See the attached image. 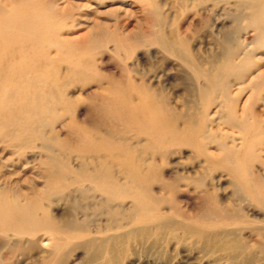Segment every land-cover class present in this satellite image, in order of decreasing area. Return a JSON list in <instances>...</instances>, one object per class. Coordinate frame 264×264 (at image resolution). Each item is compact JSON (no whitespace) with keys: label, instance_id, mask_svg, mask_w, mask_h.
Segmentation results:
<instances>
[{"label":"rangeland","instance_id":"1","mask_svg":"<svg viewBox=\"0 0 264 264\" xmlns=\"http://www.w3.org/2000/svg\"><path fill=\"white\" fill-rule=\"evenodd\" d=\"M20 7L47 18L38 32L33 19L0 36L29 38L24 49L53 62L66 90L45 138L60 141L54 153L72 169L110 176L123 191L108 197L85 182L47 199L55 175L39 140L22 149L0 138V195L37 198L73 230L55 239L0 229V264H264V208L218 147L264 181V0H0L2 13ZM227 61L248 65L227 73ZM142 107L162 135L133 115ZM1 113L7 120L0 102Z\"/></svg>","mask_w":264,"mask_h":264},{"label":"bare ground","instance_id":"2","mask_svg":"<svg viewBox=\"0 0 264 264\" xmlns=\"http://www.w3.org/2000/svg\"><path fill=\"white\" fill-rule=\"evenodd\" d=\"M38 4L36 2L28 3L27 6L35 7ZM16 9L17 10L14 9L8 14L0 11V32L12 28H17L18 30L25 32L28 30L26 22H31L33 19L36 22L33 26L36 27L38 32V26L40 25L39 19L47 18L39 14L33 15L24 7ZM5 11L7 12V10ZM44 23L45 21L43 23L41 22V24ZM16 37L17 34L13 32L0 36V102L1 106H3L4 109H8L9 113V115L7 114V120L2 118V113L0 114L1 140L5 139L6 141H10L21 148L23 147L22 149H24V147H31V142H35L31 140H39L38 142L41 143V146L46 153L45 162L47 166H49L52 174L55 175H51L55 177L54 179H48L46 182V187L50 188V193L48 194L47 199H50V196L63 193L70 185L83 184L85 182L94 185L96 189L100 190L108 197L122 193L123 189L120 186V183L112 180L110 176L92 173L84 169H72L69 160H65L63 157L54 153V147L59 145L60 141H58L55 136L51 141H48L45 138L44 131L48 128H54L58 119L59 108L66 106V90L58 79V69L49 72L51 65H54V63L50 62L49 59L47 60V57L43 55L38 48L34 49L32 47L34 50H25V44L28 45L27 40H29V38H20L21 40L26 41L24 45L22 43L20 45L17 43L18 40ZM32 40H39V38L36 36L34 37L33 35V37L30 38V41ZM68 45V42H64L63 46L65 47L63 48L66 49ZM16 46L19 47L18 50ZM247 65L246 61L241 65H233L232 61H227L223 70L227 73L232 71V73L235 74L242 68H246ZM70 67L71 71H75L79 74L86 70L85 65H79L76 63L71 64ZM1 97L6 100L2 101ZM133 112L134 116L138 114L140 115V123L142 125L153 124L156 134L159 136L163 134L164 128L159 123V118L156 117V120L150 121L148 118L149 116L145 114L143 107L134 109ZM149 113H153V115L155 113L156 116L157 110H151ZM101 114L104 119L108 115V106L105 101L101 102ZM130 117L131 115L129 118ZM239 117H235L234 119L227 117L225 121L231 125L236 124V127H242L244 129H247L250 126L252 127L253 123L249 122L245 117ZM131 119L133 118L131 117ZM257 127L259 128L260 126L257 125ZM218 147L225 152L223 156L224 163L232 164L230 166V171H233L234 174L239 177L241 182L251 189L254 200L264 208V181L257 177H251L249 162L244 163V166L233 162L236 151L230 146L228 147L221 143L218 144ZM245 151L247 158L251 160L252 150L247 148ZM66 153L70 154L71 151L66 150ZM51 172L48 173L51 174ZM70 177L72 179L68 183ZM39 189H42V187ZM36 193L38 192L36 191ZM5 196L3 197L0 195V229L12 228L11 230L16 234L40 231L45 232L51 237H55V239H62L64 236L72 234L73 230L63 229L54 222L52 217H50V211L48 208L41 207L42 204L39 205L40 201L37 200V198L34 200L33 197V200L28 199V204H22L19 196L12 195V198H6ZM139 200L142 206L147 204L142 197H139ZM38 210L42 211L41 215H36ZM4 213H7L8 216L4 215ZM19 220L20 222L16 223ZM206 222H210L209 218H207ZM40 224H45L46 227L34 228ZM207 224L213 228L217 227V223ZM31 225H34V227H31Z\"/></svg>","mask_w":264,"mask_h":264}]
</instances>
